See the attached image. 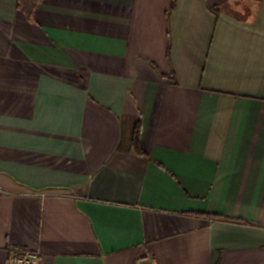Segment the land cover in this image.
<instances>
[{"label": "crops", "instance_id": "crops-1", "mask_svg": "<svg viewBox=\"0 0 264 264\" xmlns=\"http://www.w3.org/2000/svg\"><path fill=\"white\" fill-rule=\"evenodd\" d=\"M172 4L0 0V264H264V0Z\"/></svg>", "mask_w": 264, "mask_h": 264}, {"label": "trees", "instance_id": "trees-1", "mask_svg": "<svg viewBox=\"0 0 264 264\" xmlns=\"http://www.w3.org/2000/svg\"><path fill=\"white\" fill-rule=\"evenodd\" d=\"M42 1L43 0H18V8L21 9L23 12H25L27 17L29 19H31L35 13L37 7L39 6V4ZM175 4H176V0H173L171 10H173L175 8ZM138 129H139V125L137 126V128L135 130L133 143H134V147L137 150V152L139 154H144V151L141 147V143H140V139H139Z\"/></svg>", "mask_w": 264, "mask_h": 264}, {"label": "built area", "instance_id": "built-area-1", "mask_svg": "<svg viewBox=\"0 0 264 264\" xmlns=\"http://www.w3.org/2000/svg\"><path fill=\"white\" fill-rule=\"evenodd\" d=\"M14 264H38L39 255L31 251L17 248L13 254Z\"/></svg>", "mask_w": 264, "mask_h": 264}]
</instances>
